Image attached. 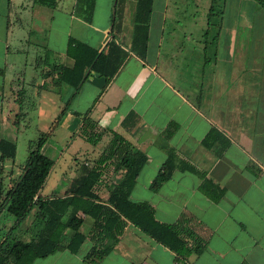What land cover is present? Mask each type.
I'll list each match as a JSON object with an SVG mask.
<instances>
[{
	"label": "crops",
	"instance_id": "1",
	"mask_svg": "<svg viewBox=\"0 0 264 264\" xmlns=\"http://www.w3.org/2000/svg\"><path fill=\"white\" fill-rule=\"evenodd\" d=\"M73 1L56 0L49 7L32 0H0V138L15 143L11 162L16 165L13 170L0 160V200L26 156V146L21 154L23 118L50 122L40 151L48 145L58 162L64 147L47 138L62 118L77 129L80 114L89 107L95 130L108 139L114 130L146 156L129 199L148 202L155 219L175 224L187 247L199 242L201 248L176 254L128 222L108 253L86 262L92 219L82 215V221L89 217V228L82 231L81 221L85 237L76 252L56 250L29 264H264V10L253 4V18L241 19L247 30L240 33L236 14L241 0H231L234 16L222 10L215 18L207 17L206 0H153L144 58L128 53L106 85L91 72L71 95V88L63 92L64 84L44 71L35 80L31 57L41 59L48 52L49 62L70 66L72 59L64 54L68 36L101 49L110 37L114 5V0H94L85 21L73 13ZM130 1L133 9L134 0L120 3L116 41L123 48L130 40L132 22L125 21ZM210 128L218 134L206 147L201 138ZM80 148L77 142L72 152ZM101 149L85 163L92 164ZM168 149L201 176L178 163L151 188ZM119 176L107 166L96 186L100 199ZM68 183L47 185L45 179L39 194L61 195ZM12 224L13 217L0 209V241L11 230L13 237L29 240L41 225L35 218L24 228Z\"/></svg>",
	"mask_w": 264,
	"mask_h": 264
},
{
	"label": "trees",
	"instance_id": "2",
	"mask_svg": "<svg viewBox=\"0 0 264 264\" xmlns=\"http://www.w3.org/2000/svg\"><path fill=\"white\" fill-rule=\"evenodd\" d=\"M121 1L114 0L110 37L101 49L68 36L64 54L72 59V64L66 66L59 62H47L43 74L52 76L55 83L71 88L73 95L87 74L93 72L103 77L104 86L114 76L128 53L143 59L153 0H134L130 40L126 48L116 41L121 22ZM253 1L258 8L264 10V0ZM32 2L49 7L56 4V0ZM93 4L94 0H74L72 11L81 19L89 21ZM47 53L44 57L46 60ZM88 111L89 107L80 114L77 134L94 142L100 138L102 130H95L96 123L88 117ZM109 132V139L93 163L87 165L85 161L80 162L75 175L70 178L61 195L39 194L53 164V159L40 151L48 134L41 132L36 139L27 141L21 171L1 198L0 209L4 208L13 217V229L20 225L32 208L34 218L41 225L29 240L13 237L12 230L10 234H6L0 241V264H29L35 257L61 249L76 252L85 237L79 230L82 215H88L92 219L88 234L91 245L83 255L86 262H95L108 253L128 222L176 254L186 255L191 250L198 251L201 248L199 242L193 248L187 247L185 240L174 228L175 224L155 219L152 206L148 202L129 199L130 189L146 156L143 152L134 150L130 142L119 133L114 130ZM217 134L216 129H208L201 138V143L210 147ZM14 155L15 143L0 138V160L11 159ZM178 163L180 168L196 171L201 176V171L178 158L172 149H168L150 187L155 188L160 181L168 178ZM108 165L112 171H120V176L105 200H102L96 192V186ZM212 198L215 199L216 196L212 195ZM66 229H70L71 233L66 234Z\"/></svg>",
	"mask_w": 264,
	"mask_h": 264
},
{
	"label": "rangeland",
	"instance_id": "3",
	"mask_svg": "<svg viewBox=\"0 0 264 264\" xmlns=\"http://www.w3.org/2000/svg\"><path fill=\"white\" fill-rule=\"evenodd\" d=\"M194 0H189V2H192ZM203 1V0H201ZM243 3H239L238 10L236 16L240 19V23L238 25V31L240 33L246 32V27L245 25L241 24V19L246 20V19H252L253 13H251V6H253L254 1L253 0H241ZM231 0H206V11H207V17L208 18H215L219 15L220 11L223 10L224 16H231L233 14L234 16V8L231 7ZM202 8V4H201ZM132 1L126 6L125 8V21L129 20L132 22ZM41 56V55H40ZM41 59L36 57L34 58L33 56L31 57L32 62V74L35 77V80L39 81L42 77L41 72L44 71L47 66L45 64L49 62V58L47 60L41 56ZM63 92H65V88L69 90V87L66 85H63ZM31 92H34V89L30 90ZM38 91V90H37ZM80 119V118H79ZM23 122L25 124L24 128V135L21 138V154H22V146H26L27 141L30 139H36V137L41 133L45 132L43 131L46 129V125H49L50 122L47 124V122H42V121H35L32 118L24 117ZM71 122L69 120H65V118H62L61 120L58 121L56 126L54 127L53 134L50 136V138H47V142L53 144V141L60 142L64 150L57 158L60 160L58 162H55L54 159H56V154L54 151L51 152V148L48 147V145L43 149V152L51 157L53 159V165L46 177L47 179V185L50 182H55V181H61L62 183L66 184V181L70 179V176L73 175L74 171L78 167L79 163L85 160L91 159V157L95 156L97 152L106 144L108 140V136L105 134H100V138L97 141L91 142L83 139L77 134V129L71 128ZM30 138V139H29ZM82 138V139H81ZM79 140V141H78ZM79 142L81 145V148L77 152H72V149L74 146ZM72 143V144H69ZM68 144V145H67ZM19 156V148H18V153H17V158ZM74 157V158H73ZM73 158L72 161H70ZM12 165L13 170H15L16 165H14L11 162L10 158L5 159V163ZM76 161L75 163H73ZM77 165L75 169H69V165ZM18 165V162H17ZM46 185V186H47ZM33 209L30 210L28 215L25 217V219L20 223L19 228H24L25 225H30V221L32 218H34L33 215ZM82 221V224L80 226V229L84 232H86L89 228V217H86ZM23 230V229H22Z\"/></svg>",
	"mask_w": 264,
	"mask_h": 264
}]
</instances>
